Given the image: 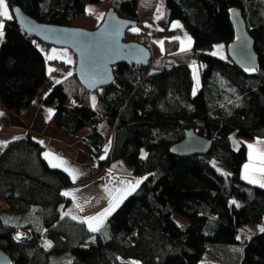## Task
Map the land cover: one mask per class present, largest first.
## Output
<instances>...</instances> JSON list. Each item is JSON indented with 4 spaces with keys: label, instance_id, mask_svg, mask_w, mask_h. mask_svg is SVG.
Segmentation results:
<instances>
[{
    "label": "trees",
    "instance_id": "obj_1",
    "mask_svg": "<svg viewBox=\"0 0 264 264\" xmlns=\"http://www.w3.org/2000/svg\"><path fill=\"white\" fill-rule=\"evenodd\" d=\"M6 2L11 11L18 5L39 21L90 29L104 16L99 18L93 5L102 6L104 13L112 7L137 25L159 17L168 26L179 18L194 39L185 51L176 49L177 39H166L164 54L159 48L147 66L118 63L115 80L94 91L74 72L44 98L55 108L51 124L79 134L97 150L108 148L100 164L123 160L133 173L146 175L99 231L66 212L70 199L60 189L71 184V178L49 165L39 141L28 136L4 146L0 199L9 208L0 212V248L12 264H264V232L259 228L264 187L242 177L247 147L243 141L234 147L232 141L233 133L264 137V0ZM232 8L240 10L254 37L255 71H246L229 56L212 55L215 44L228 46L236 38ZM3 21L0 100L20 111L46 79L42 41L14 16ZM133 29L125 39L153 49L146 33ZM194 59L202 65L201 85L192 93ZM187 128L212 139L207 153L170 151ZM178 215L187 222L180 223ZM20 228L27 234L17 239ZM45 230L48 240L43 243ZM209 247L220 254V261L201 260Z\"/></svg>",
    "mask_w": 264,
    "mask_h": 264
},
{
    "label": "crops",
    "instance_id": "obj_2",
    "mask_svg": "<svg viewBox=\"0 0 264 264\" xmlns=\"http://www.w3.org/2000/svg\"><path fill=\"white\" fill-rule=\"evenodd\" d=\"M9 12L13 17L10 9ZM1 19L4 20L6 18L1 17ZM142 28V32L146 31L144 27ZM39 46L45 57L46 79L28 106L20 111L7 108L0 100V113H2L0 115V141L9 142L16 139V137L23 138L30 136L39 142L43 141L41 143L43 146V156L45 152H50L66 161L64 166L55 168L64 170L67 167L71 170H76L77 175L75 180L72 178L70 172L66 171L72 183L61 187L60 192L63 196L70 199V204L66 208V212L72 213L74 216L82 219L89 228V221L85 218L97 216L104 209L109 208L114 202V198L119 199L123 196V199L119 203L120 205L141 184L139 183L138 186H135L134 190H131L130 183L135 185L137 180L142 182L146 175L133 173L131 167L122 160L100 164V159L101 157L104 158L108 148L106 152H103L104 149L97 150L79 134L69 132L51 124L50 120L55 108L45 103L44 98L53 86L57 84L56 81H62L69 76L68 73H74L77 58L76 54L68 47H59L43 42H40ZM52 49H56V53H53ZM62 54L64 58H59ZM49 55H55L58 58L49 60L47 59ZM68 59H71L72 63H68ZM49 69H54V71L49 72ZM242 141L244 142V140ZM245 145L247 147V159L242 166V177L245 175L244 165L255 162L250 160L249 153L251 150L248 148V144ZM4 146V144H0V151L3 150ZM257 147L264 149V144H257ZM45 159L48 163L50 159L53 163L59 162L54 157ZM254 178L260 180L259 174ZM261 182L253 184L261 186ZM64 193H68V195ZM112 212L102 218V223L92 221L93 225L95 226L97 223H100L101 228ZM44 234L48 235L47 230L41 234L40 238Z\"/></svg>",
    "mask_w": 264,
    "mask_h": 264
},
{
    "label": "water",
    "instance_id": "obj_3",
    "mask_svg": "<svg viewBox=\"0 0 264 264\" xmlns=\"http://www.w3.org/2000/svg\"><path fill=\"white\" fill-rule=\"evenodd\" d=\"M16 22L40 41L59 47H68L76 54L75 74L88 90L111 84L115 80L114 67L120 62L150 65L153 49L137 40H126V32L138 21L121 17L110 7L95 28L71 26L39 21L20 6L12 10ZM236 38L227 46L229 58L243 68H257L258 55L254 37L238 8L231 9ZM212 139L193 128L184 131V137L170 147L179 155L205 154ZM0 264H12L11 256L0 248Z\"/></svg>",
    "mask_w": 264,
    "mask_h": 264
},
{
    "label": "rangeland",
    "instance_id": "obj_4",
    "mask_svg": "<svg viewBox=\"0 0 264 264\" xmlns=\"http://www.w3.org/2000/svg\"><path fill=\"white\" fill-rule=\"evenodd\" d=\"M101 7L102 6L93 5L92 9H91L94 11V13H97L99 18L102 17L103 14H105L104 8H101ZM143 22H144V24H143ZM175 22H179V25H181V27H173V24ZM141 23L139 25L133 26V28L139 29V31H143L142 27H144V29H146L147 32L144 31L143 33H147V37L153 43V49H154L153 50L154 55H153L151 62L154 60L155 51H158L160 48L161 54L163 53L164 46H165L164 42L166 39H176L178 37L179 39H177L178 45H177L176 49L179 51H185V50H182V44L185 48H187V50L191 49L193 46V43H194L193 36L191 35V33H190L189 29L187 28L183 19H179V18L174 19L168 26H163L158 21L157 17H152L150 19L143 20ZM188 37L191 38L190 47H188V45H189V41L187 39ZM218 46H222V47H218ZM213 52H216L217 56H220L223 58L228 57L227 46L222 42L215 44V46L212 50V53ZM190 65H191V72H192V78H193L191 91H192V93H194L198 89V87L201 85V67H202V65L196 59L192 60ZM194 72H195V74H194ZM242 140H244L245 144L257 145V144H260L259 142H261V140L264 141V137H262V138H260V137L241 138V137H238L236 134L233 133L232 141H233L234 147H238L240 145V143H242ZM106 151H107V148H105L103 150V152H106ZM224 168L227 169L226 167H224ZM0 201H4V200H0ZM8 207H9L8 204L3 205V203H2L0 210L5 211L8 209ZM177 220L180 223L187 222V219L183 216H180V215L177 216ZM259 228L260 229L264 228V220H263V222L260 223ZM244 237H245L244 232H241L239 235V238L241 240H243ZM47 240H48V235H47V238L44 240V242H46ZM40 241L43 242L42 240H40ZM239 246H242V243ZM220 258H221L220 254L217 253L216 251H214V249L209 247L203 253L201 260L202 261H215L216 262V261H219Z\"/></svg>",
    "mask_w": 264,
    "mask_h": 264
},
{
    "label": "snow or ice",
    "instance_id": "obj_5",
    "mask_svg": "<svg viewBox=\"0 0 264 264\" xmlns=\"http://www.w3.org/2000/svg\"><path fill=\"white\" fill-rule=\"evenodd\" d=\"M0 17H4L7 18L9 20H11L13 17L9 12V7L8 4L6 2V0H0ZM157 19H159V17H157ZM5 25H4V21L2 19H0V38H2L4 36V29ZM173 27H181V25H179V22H175L173 24ZM133 31H139V29H133ZM176 39H179L178 37ZM189 41V45L188 47H190V43H191V38L188 37L187 38ZM218 47H222V46H218ZM182 50H187V48H185L182 44ZM56 49H52L53 53H56ZM66 53V50H65ZM216 52H213L212 55H216ZM58 58L55 55H49L47 57V59L52 60V59H56ZM59 58H64V55L62 54ZM68 63H72L71 59L67 60ZM255 71L254 68L252 69H246V71ZM54 71V69H49V72ZM195 74V72H194ZM68 75H71V73H68ZM57 83H60V81H56ZM93 102L95 101V97L92 98ZM93 107H95V103H93ZM51 112V110H49ZM0 115H2V113H0ZM16 139H18V137H16ZM8 142L6 141H0V144H4L6 145ZM40 143H43V141H40ZM261 144H264V141L259 142ZM248 148L251 150L249 153V158L251 161H255L254 163H249L244 165L245 168V175L243 176V178L245 180H248L250 183H258L261 181H264V149L258 148L257 145L255 144H249ZM146 155V154H145ZM45 158L48 157H54L56 161H59L58 163H53V161L50 159L49 163L52 167H62L64 166V164H66V161L63 160V158L59 157V156H55V154L50 153V152H45L44 153ZM103 159V157H101ZM65 171H69L70 174L72 175V178L75 180L76 179V170H71L67 167L64 168ZM257 174H259L260 180H257L256 178H254ZM146 179V178H145ZM130 183V182H129ZM139 183H141L140 180H137L135 182V185H132L130 183V189L134 190L135 186H138ZM261 186H264V182H261ZM65 195H68V193H64ZM123 199V196H121L119 199H115L114 198V202L109 206V208L104 209L101 213H99L97 216L95 217H87L85 218L86 220L89 221V228L92 231H99L100 230V223H102V218L106 217L108 214H110L112 211H114L115 207H117L119 205V203L121 202V200ZM235 203V202H233ZM77 207H79V205H77ZM65 215H68V213H65ZM75 219V217H73ZM92 221H99L100 223H97L95 226L93 225ZM260 231L264 232V228H261ZM17 239H19V237H17ZM50 246V245H49ZM134 264H138V262H134Z\"/></svg>",
    "mask_w": 264,
    "mask_h": 264
},
{
    "label": "built area",
    "instance_id": "obj_6",
    "mask_svg": "<svg viewBox=\"0 0 264 264\" xmlns=\"http://www.w3.org/2000/svg\"><path fill=\"white\" fill-rule=\"evenodd\" d=\"M0 200H4V201H5V202H4V201H0V207H1L2 203H3V205H4V204H8V205H9V203H8L5 199H0ZM0 212H1V210H0ZM26 234H27V233H26L25 230H23V229H19V230L16 231L15 236L21 238V237H24ZM46 238H47V235L44 234V235L40 238V240H42V241L44 242V240H45Z\"/></svg>",
    "mask_w": 264,
    "mask_h": 264
}]
</instances>
